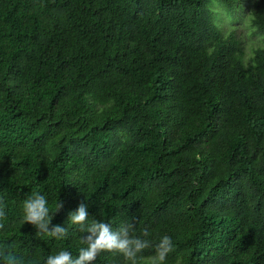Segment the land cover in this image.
Masks as SVG:
<instances>
[{
	"label": "trees",
	"instance_id": "1",
	"mask_svg": "<svg viewBox=\"0 0 264 264\" xmlns=\"http://www.w3.org/2000/svg\"><path fill=\"white\" fill-rule=\"evenodd\" d=\"M217 1L232 16L247 0ZM217 1L0 0V251L76 258L84 203L89 223L149 242L138 264L164 236V264H264V0L251 61ZM36 193L64 238L24 222Z\"/></svg>",
	"mask_w": 264,
	"mask_h": 264
},
{
	"label": "clouds",
	"instance_id": "2",
	"mask_svg": "<svg viewBox=\"0 0 264 264\" xmlns=\"http://www.w3.org/2000/svg\"><path fill=\"white\" fill-rule=\"evenodd\" d=\"M62 207V203L57 205V211ZM5 211L3 202L0 201V220L4 219ZM88 212L86 206L81 203L78 210L68 216L72 225L79 226L80 231L88 235L81 238V243L86 244L79 250L78 256L73 258L69 251L61 250L55 255H49L45 264H85V262L95 261L101 252H115L122 254L128 264H138V256L149 247L147 240L134 238L129 235L131 224L126 227L121 225L117 230H113L110 224L102 221L92 220L88 222ZM23 220L38 229V233L46 234L49 237L62 239L67 234V229L61 225H55L49 230L52 217L49 214L48 201L44 195L36 193L25 199L23 203ZM3 228V224H0ZM147 234V232H145ZM173 249L172 239L169 236L161 238L156 245V253L153 264H164L167 255ZM0 264H16L15 257L6 251H0Z\"/></svg>",
	"mask_w": 264,
	"mask_h": 264
},
{
	"label": "rangeland",
	"instance_id": "3",
	"mask_svg": "<svg viewBox=\"0 0 264 264\" xmlns=\"http://www.w3.org/2000/svg\"><path fill=\"white\" fill-rule=\"evenodd\" d=\"M217 2L213 5V11L217 17V23L225 33L235 32L237 34V36L243 41L246 60L251 61L254 53L253 43L260 46L263 45V36L255 33V30L251 25L249 8L252 5V1H245L243 3L245 7L238 8L232 16L228 13L223 4ZM210 8L212 9V3L210 4ZM258 45H256L255 48Z\"/></svg>",
	"mask_w": 264,
	"mask_h": 264
}]
</instances>
